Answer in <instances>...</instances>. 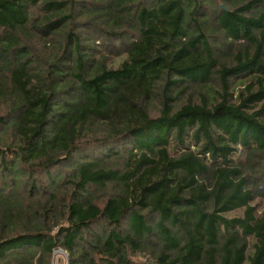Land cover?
<instances>
[{
	"label": "trees",
	"instance_id": "trees-1",
	"mask_svg": "<svg viewBox=\"0 0 264 264\" xmlns=\"http://www.w3.org/2000/svg\"><path fill=\"white\" fill-rule=\"evenodd\" d=\"M58 249L264 264V0H0V264Z\"/></svg>",
	"mask_w": 264,
	"mask_h": 264
},
{
	"label": "rangeland",
	"instance_id": "rangeland-1",
	"mask_svg": "<svg viewBox=\"0 0 264 264\" xmlns=\"http://www.w3.org/2000/svg\"><path fill=\"white\" fill-rule=\"evenodd\" d=\"M114 62H115V64H116V62H118L116 58H115ZM231 214H233V213H231ZM60 250L57 253L53 254L52 264H67V254L66 253L62 254L60 252ZM140 261H142V260H140Z\"/></svg>",
	"mask_w": 264,
	"mask_h": 264
},
{
	"label": "water",
	"instance_id": "water-1",
	"mask_svg": "<svg viewBox=\"0 0 264 264\" xmlns=\"http://www.w3.org/2000/svg\"><path fill=\"white\" fill-rule=\"evenodd\" d=\"M59 250H60V249H59ZM59 250H55V251H54V254H55V253H57ZM60 252H61L62 254H64V253H65V252H64V251H62V250H60Z\"/></svg>",
	"mask_w": 264,
	"mask_h": 264
}]
</instances>
